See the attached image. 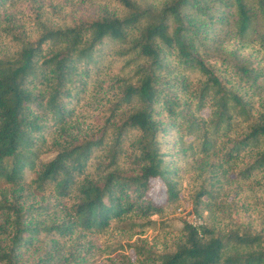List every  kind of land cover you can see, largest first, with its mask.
<instances>
[{
  "label": "trees",
  "instance_id": "16d2710c",
  "mask_svg": "<svg viewBox=\"0 0 264 264\" xmlns=\"http://www.w3.org/2000/svg\"><path fill=\"white\" fill-rule=\"evenodd\" d=\"M263 225L264 0H0V264H264Z\"/></svg>",
  "mask_w": 264,
  "mask_h": 264
},
{
  "label": "rangeland",
  "instance_id": "374dc122",
  "mask_svg": "<svg viewBox=\"0 0 264 264\" xmlns=\"http://www.w3.org/2000/svg\"><path fill=\"white\" fill-rule=\"evenodd\" d=\"M89 101H91L92 103H95L94 100H86L85 99L84 101H81L80 104L83 106H86L87 104L90 103ZM87 107H89V105ZM161 193H162L161 183L158 180L152 181L151 186H150L149 196L154 198V199H156V198L158 199L161 196ZM186 210H188L189 213H193L191 206H188ZM153 219H157V218L154 217ZM166 221L169 223V226L173 230L179 229L183 224H185V220L183 219L182 215L178 211L173 212V209H171L168 212V214L166 216ZM154 236H155V231L148 230L143 236H141V238H145L147 240V242L150 244L151 240L154 239ZM123 240H125V238H123L120 235L104 234L103 236H101L97 239V242H98V246L101 247V249H102V247H105V245L112 247V246L117 245L118 243H123ZM133 240L134 239H132L131 241H133ZM121 253H123L125 255H130V251L126 250V249H124ZM107 257L108 256L99 257L97 262L94 264H101L102 261L104 259H106ZM132 259H134V256H132Z\"/></svg>",
  "mask_w": 264,
  "mask_h": 264
},
{
  "label": "built area",
  "instance_id": "2783aa9c",
  "mask_svg": "<svg viewBox=\"0 0 264 264\" xmlns=\"http://www.w3.org/2000/svg\"><path fill=\"white\" fill-rule=\"evenodd\" d=\"M178 212L182 215L183 219L185 220V224L196 229L199 233L203 222L193 213H189V211H182L181 209H178Z\"/></svg>",
  "mask_w": 264,
  "mask_h": 264
}]
</instances>
